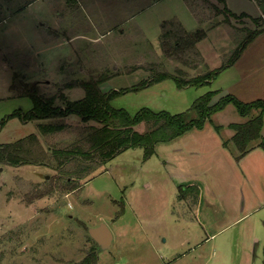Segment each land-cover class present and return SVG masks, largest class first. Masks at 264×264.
I'll use <instances>...</instances> for the list:
<instances>
[{"label": "rangeland", "instance_id": "374dc122", "mask_svg": "<svg viewBox=\"0 0 264 264\" xmlns=\"http://www.w3.org/2000/svg\"><path fill=\"white\" fill-rule=\"evenodd\" d=\"M228 2L253 16L264 11V0ZM215 4L224 7L220 0H0V144L37 132L46 147L73 149L100 126L70 114L60 119L63 130L42 135L40 120L9 116L33 107L31 97L22 95L23 84L38 82L44 95L62 92L76 100L85 95L84 88H65L66 83L112 73L101 84L103 91H110L132 87L157 71L187 78L227 63L258 26L247 16L221 13ZM179 28L186 30L180 48L171 37L166 43L171 50L166 51L161 36ZM199 28H206V37L195 47L182 46L187 33ZM108 30L102 41L93 39ZM241 56L243 63L256 60L264 68V30ZM144 59L151 62L138 65ZM256 73L263 75L261 70ZM216 86L179 87L166 78L122 93L111 104L132 115L143 107L179 113ZM244 119L233 103L212 115L216 124ZM138 129L146 128L141 124ZM173 157L184 170L202 167V160L209 167L204 157ZM49 164L0 165V264H74L95 246L89 227L103 222L114 239L105 250L98 246V264H263V211L223 226L213 236L214 228L195 212L194 190L181 198V185L170 173L175 168L157 154L144 159L143 148H128L98 168L71 176L65 171L77 165L60 169L56 159Z\"/></svg>", "mask_w": 264, "mask_h": 264}, {"label": "trees", "instance_id": "16d2710c", "mask_svg": "<svg viewBox=\"0 0 264 264\" xmlns=\"http://www.w3.org/2000/svg\"><path fill=\"white\" fill-rule=\"evenodd\" d=\"M220 1L222 2V0ZM30 2L26 3L29 4ZM215 7L216 10H222L221 13L225 11L227 15L238 17L235 13L228 10L226 6L220 9L215 4ZM241 15L248 16L246 14ZM251 20L258 27L252 30L247 35V39L235 49L229 61L199 75H191L186 78L169 71H157L153 77L142 80L132 87L103 91L101 84L115 75L106 73L76 83H66L65 88L75 86L84 88L85 95L76 100L66 98L62 92L59 95H44L40 92L38 84H36L38 82L31 85L23 84L22 95L31 97L33 107L27 112L17 109L9 116H19L24 121L32 119L40 120L38 128L42 135H51L63 130L66 125L64 122H60V119L70 114H78L82 121L86 122L96 120L100 123V126L88 132L81 142L73 146V149L46 147L36 133H31L11 143L0 144V165L10 164L18 166L22 164H35L50 166L49 162L52 159H56L60 169L67 165V163L78 166L75 170L65 171L71 176L73 172H80V174L85 173V170L88 172L90 166L98 168L104 162L112 159L117 153L128 148H143L144 159H149L156 153V145L159 142L173 140L193 128L202 129L208 121L213 122L212 115L214 113L223 110L230 103H233L238 112L246 117L247 120L242 123L230 124L235 133L230 140L225 141V144L231 146L236 152L238 159L255 146H260L264 149V135L262 134L264 125V99L262 98L246 102L240 100L232 93L216 97L220 91L209 90L196 98L185 111L171 113L169 111H154L143 107L134 115L124 108H115L111 104L112 99L122 93L143 89L154 82H159L166 78L176 80L179 87L210 84L221 71L233 65L241 56L246 46L264 30V23L262 22L264 20V11L258 17H251ZM177 31H179V34ZM185 31L181 28L175 32L173 30L166 31L161 36V45L169 52L171 49H167L166 43L173 37L175 41L174 47L180 48L181 40L179 38L183 37V32ZM205 31H207L206 28H199L192 32V35L187 33L188 37H185L182 46L186 45L188 48L194 45L195 47L197 42L206 37ZM175 36L177 37L175 38ZM175 50L178 51L179 49ZM215 98L219 99L214 102ZM58 99L62 100L63 104H58ZM141 124L145 125V130L138 129V126ZM214 126L218 131H221L223 128L222 125L216 123H214ZM77 188H79L78 185L72 187L70 190ZM179 190L181 198H186L189 191L194 190L195 200L196 202L198 201L200 195L198 186L182 185ZM97 250L98 244L95 242V246H92L89 252L81 260L74 262V264H98Z\"/></svg>", "mask_w": 264, "mask_h": 264}, {"label": "crops", "instance_id": "0c3cea01", "mask_svg": "<svg viewBox=\"0 0 264 264\" xmlns=\"http://www.w3.org/2000/svg\"><path fill=\"white\" fill-rule=\"evenodd\" d=\"M222 2L237 16L246 14L250 19L258 17L250 15L247 10H234L228 0ZM262 14L263 10L259 16ZM134 15H131L129 20L134 18ZM109 31L99 32V35L93 39L97 42L102 41ZM122 34H125L124 29ZM82 36L88 37V35ZM147 60L138 61V65L145 64ZM242 61L243 56H240L233 65L224 69L212 80L210 85L214 82L217 85L213 90L220 91L216 97L232 93L246 102L264 99V68L259 69V64L254 63L256 60L253 62L245 60L244 63ZM115 68L118 69L119 65L115 64ZM139 68L143 67L139 66ZM258 70H261L263 75L256 73ZM259 76L262 79L261 77L255 79ZM230 124H220L223 128L218 131L214 123L208 121L202 129L193 128L173 140L159 142L155 154L163 159L166 166L172 165L175 168L176 172L170 173L173 174L177 184L199 187L200 195L195 212L198 219L207 222L209 228H214L213 236L220 232L223 226L235 225L263 211L259 218L263 226L260 228L259 234H261L264 230V149L255 146L238 159L231 146L225 144V141L230 140L235 133ZM262 134L264 135V125ZM173 156L204 157L209 161V167H204L202 160V167H195L191 171L184 170L179 166L178 161L174 162Z\"/></svg>", "mask_w": 264, "mask_h": 264}, {"label": "water", "instance_id": "95a60500", "mask_svg": "<svg viewBox=\"0 0 264 264\" xmlns=\"http://www.w3.org/2000/svg\"><path fill=\"white\" fill-rule=\"evenodd\" d=\"M88 231L100 249L105 250L111 246L114 236L107 223L103 222L98 226L89 227Z\"/></svg>", "mask_w": 264, "mask_h": 264}]
</instances>
